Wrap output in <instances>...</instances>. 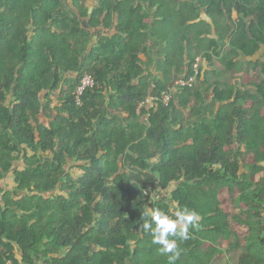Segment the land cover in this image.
<instances>
[{
    "label": "trees",
    "instance_id": "1",
    "mask_svg": "<svg viewBox=\"0 0 264 264\" xmlns=\"http://www.w3.org/2000/svg\"><path fill=\"white\" fill-rule=\"evenodd\" d=\"M86 1L0 0V264H170L140 225L173 202V264H264V0Z\"/></svg>",
    "mask_w": 264,
    "mask_h": 264
},
{
    "label": "clouds",
    "instance_id": "2",
    "mask_svg": "<svg viewBox=\"0 0 264 264\" xmlns=\"http://www.w3.org/2000/svg\"><path fill=\"white\" fill-rule=\"evenodd\" d=\"M155 158L149 163H155ZM150 199L157 200L159 196H152ZM173 209H176L173 211ZM200 215L195 210L188 208L179 209L175 202L165 211L163 208H145L142 213L143 223L140 227L145 233L152 235V243L159 245V251L168 255L170 264L178 258L180 248L176 239L169 237H179L180 240L189 239V227H197Z\"/></svg>",
    "mask_w": 264,
    "mask_h": 264
},
{
    "label": "rangeland",
    "instance_id": "3",
    "mask_svg": "<svg viewBox=\"0 0 264 264\" xmlns=\"http://www.w3.org/2000/svg\"><path fill=\"white\" fill-rule=\"evenodd\" d=\"M95 1L94 0H87L86 1V4L89 8H92L93 5H94ZM236 13V12H235ZM233 13L234 16H236V14ZM198 62L196 63L197 64V67H200L198 66L199 62H200V59L198 58ZM215 64H217V68L216 69H220L221 67H218V62H215ZM214 68V67H212ZM237 76V81L236 83L237 84H240V76L238 77ZM251 78L255 81H258L259 80V77H260V74L258 71H253L251 74H250ZM178 80H181V79H178ZM231 82H234L235 79H230ZM249 90H252L251 87H248ZM55 97V96H54ZM57 101L53 102L52 104H57L56 103ZM152 105V100L151 98H147L146 101H144L142 103V106L148 108L149 106ZM19 165H21V162H14V166L13 167H20ZM68 170L73 174V175H76L78 172H79V169L77 167V164H74V163H69L68 164ZM1 186L2 187H5V188H11L14 186V182H13V174H12V171H10L2 180H1ZM174 184L170 185V188L173 186ZM157 188V187H156ZM169 189V188H168ZM168 189L166 190H161V189H158L156 190L157 191V194L155 196H164L168 193ZM55 194L58 193L57 191L54 192ZM168 198L166 197V200ZM220 200H221V207L224 209L225 212L229 213V214H233V213H236L238 211V208L237 206L235 205V200L233 199V197L231 198H225L223 196L220 197ZM223 247H225V244L223 245ZM240 253V250H236V249H226L225 250V253L224 255L219 258V259H215L213 264H237V259H238V255Z\"/></svg>",
    "mask_w": 264,
    "mask_h": 264
},
{
    "label": "built area",
    "instance_id": "4",
    "mask_svg": "<svg viewBox=\"0 0 264 264\" xmlns=\"http://www.w3.org/2000/svg\"><path fill=\"white\" fill-rule=\"evenodd\" d=\"M198 58L196 59V63L198 62ZM194 64V67H195V72H197V64ZM194 82V77H191L188 81H183V80H176L175 81V84H179V85H184V84H192ZM92 85V80L86 76L82 79V82H81V85L78 86V88L76 89L75 91V94H76V97H77V100H78V96L82 93L83 89L86 87V86H91ZM151 100H152V104H153V98L150 97ZM161 99H162V102L167 105L171 99V93L169 92H163L162 93V96H161ZM152 106V105H151ZM142 107V103L138 106V108H141ZM150 107V106H149Z\"/></svg>",
    "mask_w": 264,
    "mask_h": 264
},
{
    "label": "crops",
    "instance_id": "5",
    "mask_svg": "<svg viewBox=\"0 0 264 264\" xmlns=\"http://www.w3.org/2000/svg\"><path fill=\"white\" fill-rule=\"evenodd\" d=\"M201 12H202V14H201V17L202 18H205V9L203 8V9H201ZM233 13H235V12H233ZM233 13H232V16H233V18H236V16H234L233 15ZM236 14V13H235ZM91 30V29H90ZM92 31V33L94 34V33H96L97 35H110V34H112V32H111V30H104V29H98V30H91ZM221 46H223V48H225V50H227L228 49V47H227V45L226 44H220ZM152 54H153V52H152ZM156 60H157V58H156ZM215 62H217L216 60H215ZM198 66H202L203 68V70H205V69H212V67H209L207 64H206V62H202V60L200 59V62H199V64H198Z\"/></svg>",
    "mask_w": 264,
    "mask_h": 264
},
{
    "label": "water",
    "instance_id": "6",
    "mask_svg": "<svg viewBox=\"0 0 264 264\" xmlns=\"http://www.w3.org/2000/svg\"><path fill=\"white\" fill-rule=\"evenodd\" d=\"M91 12V8L89 9V13Z\"/></svg>",
    "mask_w": 264,
    "mask_h": 264
}]
</instances>
